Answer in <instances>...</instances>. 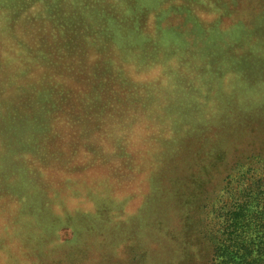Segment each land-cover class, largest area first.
Returning <instances> with one entry per match:
<instances>
[{
  "label": "rangeland",
  "instance_id": "rangeland-1",
  "mask_svg": "<svg viewBox=\"0 0 264 264\" xmlns=\"http://www.w3.org/2000/svg\"><path fill=\"white\" fill-rule=\"evenodd\" d=\"M74 1L73 6L80 10V14H76L72 20H62L59 14L63 11L68 13L65 4L59 6V0H0V119L7 113L5 111L9 114L14 111L13 106L4 100L6 90L15 84L24 83L28 90H36L37 95H42H36L29 101L32 104H43L41 109L32 112V122L28 121L27 116L24 117L27 120L25 123L32 124L35 134H40L44 129L51 132L56 130V115L62 107L70 104L71 108H81L78 106L79 102L74 104L78 98L77 94L69 98L62 87L76 84L82 90L87 82L86 73L89 77L91 74L98 78L103 76L105 71L102 66L110 64V55H118L116 43L114 42L113 50L108 48L104 33L99 34L90 45H81L84 48L82 50L76 49L78 35L90 33L88 30L98 28L99 20L106 16L117 21L119 29H123V32L131 28L133 35L145 39L147 31L140 24L137 26L138 22L134 21V17L131 19L129 12L134 10L135 5L147 3L155 6L154 10L160 15L166 8L179 7L187 10L184 19L189 23L187 25L192 27L186 28V31L189 36L195 37L191 46L196 47L197 39L204 38L206 43L208 41L217 51V66L212 67L216 72H209L208 87L196 88L194 91L207 94L206 101L213 106V115L229 112L232 116L230 121L221 127L219 136L216 137L219 143L229 146L225 160L231 162L236 159L233 152L237 146L248 145L249 149L254 146L257 148V143L264 139L263 20L254 22L253 30L252 25H249V32L244 31L246 28L243 26L244 22H248L243 14L249 13L250 9L257 13L260 7L255 4H260L262 0ZM250 3L254 5L249 7ZM45 7L54 12L68 30L73 31L64 35L63 31L57 32V29L49 26L48 19L42 12ZM118 12L117 19L114 13ZM263 13L264 11L261 15ZM77 16H81V23L75 22L74 18ZM260 18L264 19V14ZM134 27L138 33L134 32ZM129 38L130 36L121 34L117 35L115 40L124 46ZM70 40L74 45H70ZM177 42L180 45H188L181 38H178ZM14 45L18 49L17 52L11 49ZM28 46L33 50L32 57L23 60L20 55L27 52ZM67 48L73 53L70 54ZM198 56L191 58L189 63L179 64L193 73H198ZM103 59L104 62L101 61ZM12 62H15L14 66H9ZM173 64L174 61H165L163 67L171 69ZM111 65L115 69L113 63ZM8 66L12 67L11 74L7 73ZM155 66L149 61L144 74H154L158 71ZM42 70L43 75L39 78L38 73ZM109 72L114 74V71ZM152 77L155 75H148L146 81ZM71 78L74 81H71ZM111 88L113 91L114 87ZM60 90L63 97L56 99L54 92ZM50 108H55V114L49 113ZM81 114H85L84 111L78 114L76 111L77 117ZM115 120H110V126L116 123ZM203 121L197 118L192 122L197 125ZM218 122L214 120L210 126L218 128ZM80 125L83 129L87 126L85 117ZM196 125L194 127H197ZM106 126L108 130L105 129L106 133H103L104 129L100 130L98 138L97 135L93 137L94 132L88 133V136L85 131L75 137L67 136V147L71 148L72 140L73 144L74 140L77 144L84 142L93 150L90 152L92 156L96 155V160L99 161L101 157L103 161L105 157L112 160V163L104 161L103 164H96L86 158V150L82 159H79L80 151H77L70 162H65L60 155L63 162L49 161L52 166L58 168L56 172H60V176L54 172L53 175L40 179L37 186L33 187L37 194L26 200V209L12 212L5 209L0 213V264H205L209 257L206 245L200 240H196L200 244H191L190 241L195 238L191 228H187L183 235L178 232L177 215L169 212L168 215L162 216L161 223L156 220L158 211L163 210L159 209L161 202L157 200L155 211L152 204L142 202L141 205V199L148 193L149 186L140 181L139 174L133 177V172L136 171L120 166V158L115 157L120 155L113 153V150L117 149L115 142L123 143L120 139H126L128 135L125 129L121 128L122 135L119 137L116 125L112 128L114 135L108 137L109 126ZM253 132L255 134L252 138ZM21 138L25 142L24 146L34 147L31 151L38 150V142L42 140L38 139L37 142V138H28L25 133ZM1 142L5 148L14 147L13 139ZM135 143L137 146L138 141L132 144ZM132 144L125 148L128 155L134 148ZM52 150V147L48 148V151ZM54 153L59 154L57 151ZM50 155L51 153L48 157ZM190 155L187 157L186 153L179 158L178 164L186 167L189 163L194 169L208 161L199 162ZM225 162L213 165L221 172ZM211 170L214 171L213 168ZM169 171L176 172L174 177L179 175L178 168ZM60 177H65V181ZM215 177L213 173L207 174L211 183ZM179 179L188 181L192 178L179 176ZM193 216L195 217V214ZM168 217L171 220L169 226L165 222Z\"/></svg>",
  "mask_w": 264,
  "mask_h": 264
},
{
  "label": "trees",
  "instance_id": "trees-1",
  "mask_svg": "<svg viewBox=\"0 0 264 264\" xmlns=\"http://www.w3.org/2000/svg\"><path fill=\"white\" fill-rule=\"evenodd\" d=\"M59 2V6L65 4L68 13L61 12L60 19L72 20L76 14H80V10L73 6L74 0ZM41 5L44 7L42 3ZM47 5L49 3L46 7ZM252 5L254 4L250 3L249 7ZM255 5L260 7L257 13L250 9L249 13L243 14L248 20L243 23L246 28L244 31L249 32V25H252L253 30V23L256 21L264 22V19L260 18L264 14L261 15L264 11V1ZM46 7L42 8V12L47 17L49 26L57 29V32L63 31L64 35L73 31L68 30L56 14ZM151 7V4L142 3L140 6L135 5L134 10L129 12L131 19L134 17V21L138 22L137 26L140 24L147 31L145 39L133 35L131 28L123 32V29H119L117 21L106 16L99 20L98 28L88 30L90 33L78 35L76 49H84L81 45H90L99 34L104 33L108 48L113 50L114 42L116 43L118 55H110V64L102 66L105 71L103 76L98 78L91 74L89 77L86 73L87 82L82 90L76 84L62 87L69 98L77 94L78 98L74 104L79 102L78 106L81 108H71L70 104L62 107L56 115V130L51 132L44 129L40 134H35L32 124L25 123L27 120L24 117L27 116L28 121L32 122V112L43 106L29 101L37 95L36 90H28L24 83L15 84L6 90L4 100L13 106L14 111L10 114L5 111L7 113L0 119V213L5 209L11 212L26 209V200L37 194L33 187H36L44 176L53 175L58 171L49 161H62L60 155L65 162H70L77 151H80L79 159H82L86 150V158L96 164L111 162L112 160L105 157L103 161L101 157L99 161L96 160V155L91 154L93 150L84 142L77 144L74 140L75 146L72 140L71 148H68L67 136L75 137L85 131L87 134L94 132L93 137L97 135L98 138L100 130L104 129L103 133H106L105 129L108 130L107 124V136L110 137L114 135L112 128L117 125L118 136L122 135L121 128L125 129L128 136L126 139H120L123 143L115 142L117 149H112L113 153L120 155H115L120 158V166L136 171L137 173L133 172V177L139 174L140 181L149 186L148 193L141 199V205L142 202L152 204L155 211L157 200L161 202L159 209L163 210L158 211L161 213L157 215L158 222L162 223V216L168 215L169 212L177 215L178 232L183 235L187 228H191L195 233V241L192 239L191 244H197L199 242L196 240H200L206 245L209 257L205 264H264V139L257 143V148L250 146L249 149L248 145L237 146L233 152L236 159L231 162L225 160L229 146L219 143L216 137L219 136L221 127L226 125L232 116L229 112L213 115V106L206 101L207 94L194 91L196 88L208 87L209 72H216L212 67L217 66V51L208 41L206 43L204 38L197 39L196 47L191 46L195 37L189 36L186 31V28L192 27L188 26L189 23L184 19L187 10L179 7L166 8L160 15L154 10L155 6ZM117 14L119 12L114 13V16L117 17ZM80 17H75V22L81 23ZM220 18L223 17L220 15ZM135 31L138 33L136 27ZM121 34L130 36L124 46L115 40V37ZM178 38L188 45H180ZM65 42L68 44L67 40ZM70 45H74L71 40ZM11 49L18 51L15 45L11 46ZM67 51L73 53L68 48ZM32 54L33 50L28 46L27 52L24 55L21 53L20 58L27 60ZM197 55L200 67L198 73H193L179 64L189 63L190 59ZM101 61L104 62V59ZM149 61L156 65L158 71L148 74L155 77L146 81L148 75L144 72ZM165 61H174L173 67L165 69ZM112 63L116 70L113 69ZM14 64L15 62H12L9 66ZM9 66L7 73L11 74L13 70ZM109 71H114L115 75ZM42 75L43 70L38 73V77L41 78ZM70 80L74 81L72 78ZM111 87H114L113 91ZM62 90L54 92L56 99L63 97ZM37 96L42 95L38 93ZM53 109L55 108H50V114L54 113ZM76 111L77 114L81 111L85 114L77 117ZM84 117L87 126L83 129L80 123ZM113 118L116 123L110 126L109 122ZM197 118L204 121L196 125L192 121ZM214 120L220 122L218 128L210 126ZM23 133L28 138H37V142L42 139L38 142V150L31 151L34 147L24 146L25 142L21 138ZM254 134L255 132L251 134L252 138ZM7 139H13V148H5L1 142H7ZM136 141L137 146L136 143L132 144ZM131 144L134 146L132 152H136L128 155L125 148ZM49 147L53 150L48 151ZM56 151L59 154L54 153ZM49 153L51 155L48 157ZM186 153L187 157L191 153L190 156L193 155L192 158H197L199 162L208 161L194 169L189 163L186 164L187 168L182 167L183 165L178 164V159ZM223 162L224 169L218 172L214 165ZM174 168H178L177 177H174L176 172L169 171ZM63 173L65 174L64 171ZM210 173L216 175L212 183L207 178ZM56 175L59 177L60 172H56ZM115 175L118 178L116 173ZM179 176L192 179L183 181ZM60 178L63 180L65 177ZM170 221L168 217L166 225L170 224ZM186 241L189 242L188 239Z\"/></svg>",
  "mask_w": 264,
  "mask_h": 264
}]
</instances>
